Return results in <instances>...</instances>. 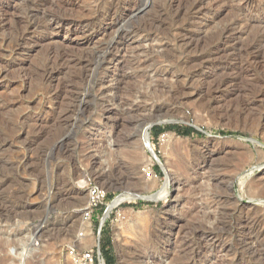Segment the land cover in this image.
I'll use <instances>...</instances> for the list:
<instances>
[{"label": "rangeland", "instance_id": "1", "mask_svg": "<svg viewBox=\"0 0 264 264\" xmlns=\"http://www.w3.org/2000/svg\"><path fill=\"white\" fill-rule=\"evenodd\" d=\"M63 1L71 2V15L66 14L71 19L89 16L96 1L102 12L127 14L116 1L109 7L112 0ZM185 1H148L147 7L126 18L132 25L127 23V30L134 32L121 40L110 63L88 73L59 64L47 79L41 70L47 49L64 44L73 46L72 55L92 56L110 40L113 30L104 32L109 23L97 18V36L89 43L85 39L67 42L63 29L58 35L35 34L26 40L24 53L11 55L12 44L3 39L15 37V21L25 19L30 0H0L7 7L9 21L0 32V70L5 74L0 83V264L24 250L25 264H71L65 246L85 228L80 212L75 211L86 203L87 178L107 192L91 223L95 234L108 214L100 244L81 247L98 248L105 264H189L193 258L202 259L198 264H264V128L260 129L264 1L255 0L256 7L238 11L243 2L206 0L201 11L192 13L195 0ZM147 24L152 27L147 29ZM204 54H211L217 65L185 64L187 58ZM189 70L200 72L202 78L183 87ZM104 112L109 113L108 119L104 120ZM37 118L42 120L35 125ZM153 118L158 123L172 121L157 127L184 126L199 135L169 130L154 136L148 130L160 166L143 141ZM167 177L172 183L164 200L126 201L112 207L116 197L127 193L147 196L163 190ZM240 227L247 230L237 233ZM183 242L189 250L183 251ZM21 243L26 245L22 250Z\"/></svg>", "mask_w": 264, "mask_h": 264}, {"label": "bare ground", "instance_id": "2", "mask_svg": "<svg viewBox=\"0 0 264 264\" xmlns=\"http://www.w3.org/2000/svg\"><path fill=\"white\" fill-rule=\"evenodd\" d=\"M3 1V0H2ZM8 0H5V2H7ZM14 2H16V0H13ZM19 1H22V0H19ZM102 1V0H101ZM114 1H116V4L115 5H118V4H121V6H123V8H124V10L125 11H127V14H121L120 16H115V12L113 11V13H110V11L109 10H105L104 9V11L102 12V10L103 9H101V8H99V6L96 4V2H95V4L93 3L92 5H93V8H91L92 9V13L89 15L88 14V12H87V10H86V13H87V15H89V16H87L86 17V15L84 14V16L82 17L81 16V18L80 19H71V17H68L69 15H71V14H69L68 13V11H69V9L68 8H70L69 6H71L70 5V3L69 2H66V1H63V0H30V3L29 4H27L28 5V7H27V9H26V13L24 12V14H26V17H25V19L22 21H15V27H16V29H18V32L16 33V35H15V37H13V38H11L10 36V39L9 38H7V39H3L4 41H7V40H9L8 42L9 43H11L12 44V48L9 50V52H10V54L12 55V54H14V55H19V54H21L23 51H25V47L27 46V42H26V40H28L30 37H32L33 35H35V34H41L42 33V35L44 34V35H47V34H53V35H58L63 29L65 30V32H64V38L65 39H67V42H71V41H74V39H85L86 40V43H89V42H91L92 40H93V37H96L97 36V34H96V32H98V31H94V22H95V20H97V18H104V20L107 22V23H109L108 24V26H106L105 28H104V32H110L111 30H113V31H111L113 34L111 35V38H110V40L106 43V45L104 46V48H103V50H102V48L100 49L99 47H98V49H100L97 53L95 52V54L94 55H92V56H89V55H85V56H83V54L82 55H79L78 56V54H77V56H75V54H73L72 55V52L71 51H69V50H71L72 48H73V46H72V48L71 47H68L67 45H64V44H58V48L56 49V50H49L48 51V49H47V52H46V58H45V62L43 63L44 65L42 66V68L43 69H41L42 70V75H43V77L45 78L46 76H47V79L48 78H50V73H51V71L58 65V66H62L63 67V65L65 66V68H67L66 66L68 65H73L75 68H78L79 70H82V71H84L85 73H88V72H92V71H95L96 69H99L100 67H102V64H104V63H107V62H111L112 60H111V58L110 57H112V53L115 51H118V44L121 42V40L125 37V35H127L128 33H133L134 31H129V30H127V28H126V25H128L129 23V20H128V22H127V20H126V18H128L130 15H132V13H133V11L135 12V11H139L140 10V7L142 8V7H147V4H148V1H151V0H145L143 3H140L139 2V0H112L111 1V3H109V7H111L112 6V4H114L115 2ZM172 1H174V0H172ZM185 1V0H184ZM203 1H206V0H195L194 2H193V4L191 5V7H190V11H191V13L192 12H199V11H201V7H203L202 6V3H203ZM207 1H209V0H207ZM233 1H239L240 3L241 2H243L242 4H240L241 5V7H238V11H241V10H250L251 8H253L254 6H255V0H233ZM244 1H246V2H244ZM258 1H260V0H258ZM264 1V0H263ZM28 2H29V0H28ZM110 2V1H109ZM186 2V1H185ZM212 2V1H211ZM228 2V1H227ZM1 3V2H0ZM9 3V2H8ZM18 3V2H17ZM100 3H102V2H100ZM154 3V2H153ZM233 3H235V2H233ZM237 3V2H236ZM25 4V3H24ZM91 4V3H90ZM107 4V3H106ZM187 4V3H186ZM186 4H185V6H186ZM205 4V3H204ZM239 4V3H238ZM259 4V3H258ZM6 5H8V4H6ZM176 5V4H175ZM183 5V4H182ZM213 5H215V3L213 4ZM16 6V5H15ZM179 6H180V4H179ZM206 6H207V4H206ZM102 7V6H101ZM172 7V6H171ZM214 7V6H213ZM256 7V6H255ZM260 7V6H259ZM262 7V6H261ZM21 8V7H20ZM90 8V7H89ZM121 8V7H120ZM205 8V7H204ZM235 8V7H234ZM15 9V8H14ZM25 9V8H24ZM113 9V8H112ZM143 9V8H142ZM217 9V8H216ZM260 9V8H259ZM85 10V9H84ZM90 10V9H89ZM119 10V9H118ZM169 10V9H168ZM171 10V9H170ZM173 10V9H172ZM180 10V9H179ZM188 10V9H187ZM231 10V9H230ZM82 11H83V9H82ZM175 11H176V9H175ZM205 11V10H204ZM238 11H236V12H238ZM254 11V10H253ZM252 11V12H253ZM263 11V10H262ZM14 12V11H13ZM70 12V11H69ZM230 12V11H229ZM251 12V13H252ZM264 12V11H263ZM8 13V11H7V7L4 5V3H2L1 5H0V32L3 30V29H5V28H7V27H5L6 26V20L8 21V19H6V14ZM19 13V12H18ZM22 13V12H21ZM69 14L68 16L66 15V14ZM162 13H163V11H162ZM161 13V14H162ZM169 13H170V11H169ZM181 13V12H180ZM187 13V12H186ZM207 13V12H206ZM233 13V12H232ZM10 14V13H9ZM15 14V13H14ZM23 14V13H22ZM83 14V13H82ZM117 14V13H116ZM164 14V13H163ZM175 14V13H174ZM177 14V13H176ZM175 14V15H176ZM182 14V13H181ZM194 14V13H193ZM242 14V13H241ZM246 14V13H245ZM76 14H74V16H75ZM118 15V14H117ZM124 15H126V16H124ZM179 15V14H178ZM177 15V16H178ZM199 15V14H198ZM257 15V14H256ZM262 15V14H261ZM24 16V15H23ZM79 16V15H78ZM159 16V15H158ZM172 16V15H171ZM192 16V15H191ZM244 16V15H243ZM250 16V15H249ZM264 16V15H263ZM179 17V16H178ZM232 17V16H231ZM245 17V16H244ZM247 17V16H246ZM245 17V18H246ZM256 17H258V16H256ZM13 18V17H12ZM19 18V17H18ZM20 18H22V17H20ZM78 18V17H77ZM130 18V17H129ZM180 18V17H179ZM240 18V17H239ZM174 19V18H173ZM244 19V18H243ZM12 20V23H13V19H11ZM17 20V19H16ZM134 20V19H133ZM246 20V19H245ZM99 21V20H98ZM135 21V20H134ZM156 21V20H155ZM176 21V20H175ZM249 21V20H248ZM253 21V20H252ZM120 22H123L124 24L123 25H121V26H119V27H117L116 25L118 24V23H120ZM160 22H162L161 21V19H160ZM171 22V21H170ZM240 22H242V20L240 19V20H235L232 24H231V27H230V29L228 28V29H226L225 31L227 32V31H229V30H231V29H233V27H235L236 25H238ZM128 23V24H127ZM131 23V22H130ZM133 23V22H132ZM137 23V22H136ZM175 23V22H174ZM122 24V23H121ZM157 24V23H156ZM188 24V23H187ZM8 25H9V21H8ZM12 25H14V24H12ZM11 25V26H12ZM150 25V24H149ZM148 24H147V27L149 26ZM164 25V24H163ZM115 26L117 27V29H115ZM129 26H131L132 27V25H130L129 24ZM151 27H152V25H150ZM158 27L160 26V25H157ZM228 26V25H227ZM5 27V28H4ZM134 27V26H133ZM145 27V26H144ZM154 27V26H153ZM161 27V26H160ZM159 27V28H160ZM186 28H188L187 27V25L185 26ZM10 28V27H9ZM9 28H8V30H9ZM126 28V29H125ZM129 28V27H128ZM135 28V27H134ZM143 28V27H142ZM155 28V27H154ZM157 28V27H156ZM155 28V29H156ZM14 29V28H13ZM99 29V28H98ZM147 29H149V27L147 28ZM225 29V28H224ZM261 29V28H260ZM7 29H6V31H8ZM15 30V29H14ZM97 30V29H96ZM102 30V29H101ZM124 30H125V32H124ZM138 30V29H137ZM235 30V29H234ZM261 30H263V28L261 29ZM11 32H12V30H10ZM158 31V30H157ZM175 31V30H174ZM173 31V32H174ZM178 31V30H177ZM176 31V32H177ZM247 31V30H246ZM10 32V33H11ZM100 32V31H99ZM141 32V31H140ZM139 32V33H140ZM185 32V31H184ZM13 33H14V31H13ZM160 33V35H161V32H159ZM180 33V32H179ZM168 34V33H167ZM183 34V33H182ZM212 34V33H211ZM217 34V33H216ZM225 34H227V33H225ZM230 34V33H229ZM262 34V33H261ZM9 35V34H8ZM7 35V36H8ZM11 35V34H10ZM109 35V34H108ZM129 35V34H128ZM127 35V36H128ZM158 35V34H157ZM194 35V34H193ZM213 36H214V34H212ZM222 35V34H221ZM256 35V34H255ZM103 36V35H102ZM172 36V35H171ZM177 36V35H176ZM185 36V35H184ZM188 36V35H187ZM38 37V36H37ZM41 37V36H40ZM45 37V36H44ZM108 37V36H107ZM159 37V36H158ZM178 37V36H177ZM193 37V36H192ZM198 37V36H197ZM224 37V36H223ZM230 37V36H229ZM264 37V36H263ZM32 38H34V37H32ZM154 38V37H153ZM186 38V37H185ZM202 38V40H203V37H201ZM213 38V37H212ZM250 38V37H249ZM36 39V38H35ZM251 39V38H250ZM261 39H263V38H261ZM32 40V39H31ZM30 40V41H31ZM185 40V39H184ZM193 40V39H192ZM107 41V40H106ZM187 41V40H186ZM189 41V40H188ZM194 41V40H193ZM196 41V40H195ZM251 41V40H250ZM256 41V40H255ZM176 42V41H175ZM240 42V41H239ZM4 43V42H3ZM36 45H37V43H36V41L34 42ZM183 43V42H182ZM201 43V42H200ZM2 44V43H1ZM32 44V43H31ZM94 44V43H93ZM181 44V43H180ZM188 46H192V44L191 43H186ZM186 44H184V45H186ZM194 46L195 47H197V46H199L198 45V42H194ZM202 44H203V42H202ZM229 44V43H228ZM262 44V43H261ZM6 45V44H5ZM182 45V44H181ZM229 45H231V44H229ZM256 45V44H255ZM30 46V45H29ZM33 46V45H32ZM97 46V45H96ZM102 46V45H101ZM193 46V47H194ZM232 46V45H231ZM238 46V45H237ZM103 47V46H102ZM192 47V48H193ZM201 47H203L202 45H201ZM8 48V47H7ZM222 48V47H221ZM244 48V47H243ZM242 48V49H243ZM258 48V47H257ZM32 49V48H31ZM74 49H76V48H74ZM187 49V48H186ZM189 49V48H188ZM194 49V48H193ZM249 49H251L250 48V46L249 47H246V50H249ZM73 50V49H72ZM79 50V49H78ZM195 50V49H194ZM194 50H193V52H194ZM198 50V49H197ZM201 50V49H200ZM226 49H223V51H225ZM239 50V49H238ZM255 50V49H254ZM8 51V50H7ZM76 51H77V49H76ZM80 51V50H79ZM91 51V50H90ZM97 51V50H96ZM186 51H188V50H186ZM185 51V52H186ZM192 51V50H191ZM208 51V50H207ZM232 51H233V49H232ZM244 51V50H243ZM257 51V50H256ZM263 50H261V52H262ZM82 52V51H81ZM83 52H84V49H83ZM93 52V51H92ZM182 52V51H181ZM219 52H222L221 51V49L220 50H218V53ZM251 52V51H250ZM254 52V51H253ZM260 52V51H259ZM260 52V53H261ZM7 53V52H6ZM24 53V52H23ZM68 53H70L71 54V56L68 54ZM198 53V52H197ZM210 53H211V51H210ZM225 53H228V52H225ZM239 53V52H238ZM259 53V54H260ZM263 53V52H262ZM1 54V53H0ZM3 54V53H2ZM81 54V53H80ZM215 54H216V52H215ZM223 54H224V52H223ZM241 54V53H240ZM11 55H9V56H11ZM163 55V54H162ZM218 55V54H217ZM251 55H252V53H251ZM1 56V55H0ZM210 56H211V54H209L208 55V57L204 54L203 56H196V57H193V58H191V59H188L187 58V60L185 61V64H189V63H193V65H194V63L195 62H200V65L199 66H201V65H205V66H207V65H217V64H214V58H210ZM212 56H213V53H212ZM240 56V55H239ZM261 56V55H260ZM2 57V56H1ZM18 57V56H17ZM164 57V56H163ZM220 57V56H219ZM254 57V56H253ZM261 57H263V55L261 56ZM3 58V57H2ZM9 59V58H8ZM164 59V58H163ZM183 59V60H184ZM204 59H209V62L210 63H206V62H202V61H206V60H204ZM250 59V58H249ZM253 59V58H252ZM264 59V58H263ZM5 60V59H4ZM4 60H2V61H4ZM216 60V59H215ZM220 60V59H219ZM248 60V59H247ZM1 61V62H2ZM168 61V60H167ZM171 61V60H170ZM208 61V60H207ZM232 61V60H231ZM243 61V60H242ZM251 61V60H250ZM262 61V60H261ZM18 62V61H17ZM252 62V61H251ZM250 62V63H251ZM263 62V61H262ZM4 63V62H3ZM143 63V62H142ZM230 63V62H229ZM242 63V62H241ZM255 63V62H254ZM257 63V62H256ZM60 64V65H59ZM176 64V63H175ZM232 64V63H231ZM230 64V65H231ZM257 64H259V61H258V63ZM11 65V64H10ZM106 65V64H105ZM140 65V64H139ZM142 65V64H141ZM140 65V66H141ZM182 65V64H181ZM224 65V64H223ZM237 65V64H236ZM244 65V64H243ZM256 65V64H255ZM259 65H261V64H259ZM184 66H186V65H184ZM190 66V65H189ZM196 66V65H195ZM194 66V67H195ZM241 66V65H240ZM262 66H263V64H262ZM3 67V66H2ZM9 67V66H8ZM188 67V66H187ZM209 67V66H208ZM242 67V66H241ZM248 67V66H247ZM256 67V66H255ZM260 67V66H259ZM7 68V67H6ZM58 68V67H57ZM143 68V67H142ZM192 68V67H191ZM250 69H251V67H249ZM262 68V67H261ZM263 68H264V66H263ZM2 69V68H1ZM63 69V68H62ZM78 69H76L75 71H77L78 73H79V71H78ZM189 69H190V67H189ZM255 69H257V68H255ZM5 70V69H4ZM7 70V69H6ZM67 70V69H66ZM185 70H187L186 68H185ZM185 70H184V72H185ZM231 70V69H230ZM259 70H261V69H259ZM263 70V69H262ZM55 71V70H54ZM65 71V70H64ZM68 71H69V69H68ZM190 71V70H189ZM224 71V70H223ZM72 72V71H71ZM187 72V71H186ZM191 72V74H188L187 75V81L185 82V86H183V87H187L186 85L187 84H189L190 83V81H194L195 80V78H197L196 80H198V78L199 77H201V74H200V72H198V71H190ZM222 72V71H221ZM93 73H95V72H93ZM188 73V72H187ZM230 73V72H229ZM52 74V73H51ZM90 74H92V73H90ZM242 74V73H241ZM264 74V73H263ZM262 74V75H263ZM3 75H5V74H3V71L2 70H0V83H1V81H2V77H3ZM41 75V76H42ZM83 75V74H82ZM87 75V74H86ZM85 75V76H86ZM160 75V74H159ZM213 75V74H212ZM236 75V74H235ZM38 76H39V73H38ZM158 76V75H157ZM164 76V75H163ZM186 76V75H185ZM225 76V75H224ZM227 76H228V74H227ZM231 76V75H230ZM241 76V75H240ZM182 77V76H181ZM40 78V77H39ZM42 78V77H41ZM185 78V77H184ZM183 77H182V79H184ZM202 78V77H201ZM207 78H208V76H207ZM227 78V77H226ZM244 78V77H243ZM6 79V78H5ZM82 79V78H81ZM83 79H84V77H83ZM85 79L87 80L88 79V77L86 78L85 77ZM90 79H91V77H90ZM149 79V78H148ZM157 79V78H156ZM233 79V78H232ZM41 80V79H40ZM128 80V79H127ZM161 80V79H160ZM21 81V80H20ZM43 81H45L44 79H43ZM50 81V80H49ZM176 81V80H175ZM201 81V80H200ZM221 81V80H220ZM229 80L227 79V80H225L223 83H222V85H224V84H227V82H228ZM85 82H89V80L88 81H85ZM189 82V83H188ZM219 82V81H218ZM62 83V82H61ZM158 83V82H157ZM175 83H178V82H175ZM202 83V82H201ZM22 84H24V83H22ZM50 84V83H49ZM86 84V83H85ZM219 84V83H218ZM60 85V84H59ZM58 85V86H59ZM84 85V84H83ZM178 85V84H177ZM216 85V84H215ZM56 86V85H55ZM62 86V85H61ZM89 86V85H88ZM179 86V85H178ZM177 86V87H178ZM181 86V85H180ZM193 86V85H192ZM195 86V85H194ZM63 87H64V85H63ZM176 87V88H177ZM198 87V86H197ZM196 87V88H197ZM216 87V86H215ZM50 88V87H49ZM66 87H64L63 89H65ZM143 88V87H142ZM155 88V87H154ZM162 88V87H161ZM179 88V87H178ZM181 88V87H180ZM200 88V87H199ZM219 88V87H218ZM221 88V87H220ZM62 89V90H63ZM67 89V88H66ZM156 89V88H155ZM173 89H175V88H173ZM213 89H214V87H213ZM213 89H211V90H213ZM261 89V88H260ZM49 90V89H48ZM52 90V89H51ZM72 90V89H71ZM88 90V89H87ZM152 90H154V89H152ZM159 90V89H158ZM176 91H177V89H175ZM180 90V89H179ZM184 90V89H183ZM195 90V89H194ZM201 90V89H200ZM209 90V89H208ZM216 90V89H215ZM52 91H54V90H52ZM61 91V90H60ZM176 91L174 92V93H176ZM187 91V90H186ZM199 91V90H198ZM217 91H219V90H217ZM170 92H171V90H170ZM207 92V91H206ZM261 92V91H260ZM83 93V92H82ZM81 93V94H82ZM162 93V92H161ZM169 93V92H168ZM192 93H194V92H192ZM201 93V92H200ZM203 93V92H202ZM211 93V92H210ZM258 93V92H257ZM64 94V93H63ZM84 94V93H83ZM101 94V93H100ZM102 94H104L103 92H102ZM176 94H179L178 92L176 93ZM206 94V93H205ZM213 94V93H212ZM216 94V93H215ZM57 95V94H56ZM87 95V94H86ZM144 95V94H143ZM170 95V94H169ZM185 95V94H184ZM192 95V94H191ZM197 95H199V93L197 94H194V96H197ZM172 96H173V94H172ZM174 96H176V95H174ZM174 96H173V98H174ZM186 96V95H185ZM211 96V95H210ZM214 96V95H213ZM78 97H80V96H78ZM82 97V96H81ZM140 97V96H139ZM171 97V96H170ZM177 97V96H176ZM175 97V98H176ZM199 97V96H198ZM260 97H264V92H262L261 94H260ZM63 98V97H62ZM172 98V97H171ZM172 98V99H173ZM195 98H197V97H195ZM255 98V97H254ZM14 99H17V98H14ZM46 99V98H45ZM86 99V98H85ZM203 99V98H202ZM206 99V98H205ZM210 99V98H209ZM12 100V99H11ZM53 100V99H52ZM51 100V101H52ZM78 100H80V98L78 99ZM169 100H171V99H169ZM174 100V99H173ZM177 100V99H176ZM186 100V99H185ZM258 100V99H257ZM260 100V99H259ZM263 100V99H262ZM15 101V100H14ZM122 101V100H121ZM47 102V101H46ZM45 102V103H46ZM200 102H202V101H200ZM204 102V101H203ZM205 102H207V101H205ZM9 103H10V101H9ZM17 104V103H16ZM2 105V102H0V106ZM47 105V104H46ZM200 105H201V103H200ZM205 105H207L206 103H205ZM204 105V106H205ZM11 106V105H10ZM27 106V105H26ZM48 106V105H47ZM50 107H51V104L49 105ZM57 106V105H56ZM209 106V105H208ZM7 107V106H6ZM200 107V106H199ZM4 108V107H3ZM10 108V107H9ZM55 108V107H54ZM57 108V107H56ZM56 108H55V111H56ZM206 108H207V106H206ZM5 109V108H4ZM48 109V108H47ZM137 109V108H136ZM154 109V108H153ZM157 109V108H156ZM3 110V109H2ZM8 110V109H7ZM27 110V109H26ZM43 110V109H42ZM53 110V109H52ZM39 111V110H38ZM37 111V112H38ZM49 111V110H48ZM51 111V110H50ZM1 112V111H0ZM30 112V111H29ZM31 113H33V112H31ZM54 113V112H53ZM34 114V113H33ZM49 114V113H48ZM52 114V113H51ZM22 115H23V113H22ZM152 115H154L155 116V114H152ZM19 116V115H18ZM26 116V115H25ZM24 116V119L26 118ZM56 116V115H55ZM103 116H104V120L105 119H108L109 118V113H107V112H104L103 113ZM47 117V116H46ZM54 117V116H53ZM159 118H160V116H158ZM161 117H166V116H161ZM49 118V117H48ZM55 118V117H54ZM53 118V119H54ZM261 118V117H260ZM262 121H261V123H260V129H261V127L262 128H264V116H262ZM51 119V118H50ZM158 119V118H157ZM42 120V119H41ZM40 120V118H37L36 119V121L34 122L35 123V125H36V123H38V122H40L41 121ZM47 120V119H46ZM55 120V119H54ZM258 120V119H257ZM256 120V121H257ZM260 120V119H259ZM45 121V120H44ZM43 121V122H44ZM259 122V121H258ZM24 123H25V121H24ZM26 123H28V122H26ZM29 123H31V124H33L32 122H30L29 121ZM30 124V125H31ZM34 125V124H33ZM38 125V124H37ZM49 125V124H48ZM19 126V125H18ZM25 126V125H24ZM27 126V125H26ZM44 126V125H43ZM256 126H258V124H256ZM7 127V126H6ZM36 127V126H35ZM38 127V126H37ZM44 127H46V125L44 126ZM127 127V126H126ZM25 128V127H24ZM38 128H41L40 126L38 127ZM47 128V127H46ZM39 130V129H38ZM93 131H96L95 129L93 130ZM262 131V130H261ZM25 132V131H24ZM31 132V131H30ZM35 132V131H34ZM42 132V131H41ZM263 132V131H262ZM18 136H20V135H18ZM18 139V138H17ZM143 141H144V147L146 148V150L147 149H149L150 151H153L152 150V148H151V145H150V142H149V138H148V134H147V131H144V133H143ZM1 144V143H0ZM7 146V145H6ZM7 148V147H6ZM3 151V150H2ZM1 151V152H2ZM148 151V150H147ZM172 183V181L171 180H169V178L167 177V180H166V182H165V186H164V189L163 190H161V191H157L156 193H152V195H147V196H142V195H140V194H135V193H133V194H131V193H127V194H125V195H122V196H119V197H116L115 199H114V201H113V203H112V207H115V206H117L118 204H120V203H122V202H126V201H129V202H132V201H137V200H164L166 197H167V195H168V191H167V186L169 185V184H171ZM241 206V205H240ZM244 206V205H243ZM237 207V206H236ZM242 208V207H241ZM248 208V207H247ZM250 209V208H249ZM75 212H77V213H79L80 212V210H77V211H75ZM107 214L108 213H106L105 215H104V217L101 219V223H103L104 222V220H105V218L107 217ZM186 214V213H185ZM241 215V214H240ZM242 216V215H241ZM249 216V215H248ZM175 217V216H174ZM182 217V216H181ZM178 219H179V217H178ZM255 219V218H254ZM257 219V218H256ZM183 220V219H182ZM248 220V219H247ZM169 222V221H168ZM246 222V221H245ZM244 223V222H243ZM259 223V222H258ZM261 223V222H260ZM173 224V223H172ZM246 224H247V222H246ZM252 224V223H251ZM174 225V224H173ZM240 225V224H239ZM250 225V224H249ZM249 225H248V227H249ZM254 225V224H253ZM238 226V225H237ZM247 226V225H246ZM178 227V226H177ZM259 228V227H258ZM252 229V228H251ZM257 229V228H256ZM256 229H255V231H256ZM260 229V228H259ZM83 230H85V238L84 239H82V241L84 242V243H87V244H90V245H92V244H94L93 243V235H92V233H91V231H90V228H89V223H87V224H85V228L83 229ZM170 230V229H169ZM237 230V229H236ZM245 230H247V229H245L244 227H240V229H238V231H237V233H240V234H243L244 233V231ZM249 230V229H248ZM171 231V230H170ZM251 231V230H250ZM253 231H254V229H253ZM262 231V230H261ZM177 233H179V232H177ZM247 233H249V232H247ZM254 234V233H253ZM262 234V233H261ZM237 235V234H236ZM250 235V234H249ZM256 235L258 236V234L256 233ZM192 236V235H191ZM231 236V235H230ZM241 236V235H240ZM239 236V237H240ZM246 236H248V235H246ZM227 237V236H226ZM232 237V236H231ZM238 237V236H237ZM262 237V236H261ZM191 239V238H190ZM210 239V238H209ZM211 239H212V237H211ZM219 239V238H218ZM259 239V238H258ZM257 239V240H258ZM207 240V239H206ZM222 240V239H221ZM210 241V240H209ZM257 242V241H256ZM207 243V242H206ZM263 243V242H262ZM187 244V243H186ZM186 244H184V242H183V244H181V248H183V251H185V250H189L190 248L189 247H185V245ZM205 244V243H204ZM212 244V243H211ZM261 244V243H260ZM213 246H217V244H212ZM258 245V244H257ZM21 246H22V248H21V250L22 249H24L25 247H26V245H25V243H21ZM221 246V245H220ZM262 246V245H261ZM260 246V247H261ZM263 247V246H262ZM164 249H165V247H164ZM263 249V248H262ZM27 250V249H26ZM25 251V250H24ZM22 252V251H19V252H14L13 254L14 255H12L13 256V259L11 260V261H9L7 264H25V262H26V256H25V252ZM255 252V251H254ZM26 255H27V252H26ZM260 256V255H259ZM139 257V256H138ZM137 259V258H136ZM202 261V259L201 258H199V259H195V258H193V260H191L190 262H189V264H198V263H200ZM186 262V261H185ZM175 263V262H174ZM227 264V263H226Z\"/></svg>", "mask_w": 264, "mask_h": 264}, {"label": "built area", "instance_id": "3", "mask_svg": "<svg viewBox=\"0 0 264 264\" xmlns=\"http://www.w3.org/2000/svg\"><path fill=\"white\" fill-rule=\"evenodd\" d=\"M85 188L87 192L86 203L80 210L82 222L84 224L89 223L94 244H100V234L103 224L100 221L97 233L95 234L91 223L97 210L104 205L107 192L104 188H102V186L98 185L94 181H91L89 178L86 179ZM84 238L85 231L82 230L67 242L65 250L71 264H105L98 248L96 251L93 248L81 247L82 245L87 244L82 242V239Z\"/></svg>", "mask_w": 264, "mask_h": 264}, {"label": "trees", "instance_id": "4", "mask_svg": "<svg viewBox=\"0 0 264 264\" xmlns=\"http://www.w3.org/2000/svg\"><path fill=\"white\" fill-rule=\"evenodd\" d=\"M151 130L154 136H158L160 133L169 131V130H174L184 136L190 135L191 133H195L199 135V133L195 132L192 128L184 127V126L177 127L176 125H167V126H162V127L154 126L151 128Z\"/></svg>", "mask_w": 264, "mask_h": 264}, {"label": "water", "instance_id": "5", "mask_svg": "<svg viewBox=\"0 0 264 264\" xmlns=\"http://www.w3.org/2000/svg\"><path fill=\"white\" fill-rule=\"evenodd\" d=\"M154 120V118L149 122V125L146 127V129H145V131H147V134L149 135V132H148V130H150L153 126H156V125H160V124H170V123H172V121H169V122H167V123H158V122H152ZM194 129H196V128H194ZM196 130H198V131H200V132H202L201 130H199V129H196ZM248 141H250V142H255L254 140H252V139H248ZM148 150V152H149V154H150V156L161 166V164H160V161L158 160V158H157V156L155 155V153H154V151H150L149 149H147ZM164 175H165V173H164ZM148 201H151V200H148ZM103 224V223H102Z\"/></svg>", "mask_w": 264, "mask_h": 264}]
</instances>
